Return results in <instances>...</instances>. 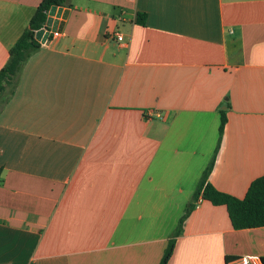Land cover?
<instances>
[{
    "label": "crops",
    "instance_id": "1",
    "mask_svg": "<svg viewBox=\"0 0 264 264\" xmlns=\"http://www.w3.org/2000/svg\"><path fill=\"white\" fill-rule=\"evenodd\" d=\"M41 1L0 0V70ZM63 8L0 97V264H160L214 155L223 192L264 175V0ZM248 255L264 226L200 197L168 264Z\"/></svg>",
    "mask_w": 264,
    "mask_h": 264
},
{
    "label": "trees",
    "instance_id": "2",
    "mask_svg": "<svg viewBox=\"0 0 264 264\" xmlns=\"http://www.w3.org/2000/svg\"><path fill=\"white\" fill-rule=\"evenodd\" d=\"M54 5L65 7L69 5V0H42L30 19L28 27L10 48L9 59L0 70V97L9 85L15 83L18 74L31 53L41 46L40 41L36 39L35 35L38 30L46 25L49 11ZM145 21L146 14L138 13L137 22L145 24ZM227 120L226 110H221L219 142L223 135ZM214 162L215 155L203 171L193 197L188 202L176 229L173 231L168 241L160 264H168L175 249L176 238L182 233L184 221L195 207V203L199 200L200 196L215 205H225L235 229L264 226V175L253 180L245 197L239 198L217 189L208 181ZM262 261L264 264V257H262Z\"/></svg>",
    "mask_w": 264,
    "mask_h": 264
},
{
    "label": "water",
    "instance_id": "3",
    "mask_svg": "<svg viewBox=\"0 0 264 264\" xmlns=\"http://www.w3.org/2000/svg\"><path fill=\"white\" fill-rule=\"evenodd\" d=\"M69 14V9H64L63 7L58 6H52L49 11V16L46 22V26L50 27L52 31L58 30L62 31L64 27V20L67 18ZM62 18L63 20L60 21L59 18ZM49 35V31L45 32L44 28H41L36 32V39H38L41 42H45Z\"/></svg>",
    "mask_w": 264,
    "mask_h": 264
},
{
    "label": "built area",
    "instance_id": "4",
    "mask_svg": "<svg viewBox=\"0 0 264 264\" xmlns=\"http://www.w3.org/2000/svg\"><path fill=\"white\" fill-rule=\"evenodd\" d=\"M43 28L45 32L49 31V35L47 39L45 40V42H42V43L51 41L52 39L56 38L57 36L61 34L60 31L58 30L52 31L51 28L47 27L46 25ZM115 35H116V39L118 42L123 41L124 37L121 32H116ZM226 264H263V261H262V258H260L259 256L248 255V256H241L235 259L227 260Z\"/></svg>",
    "mask_w": 264,
    "mask_h": 264
}]
</instances>
